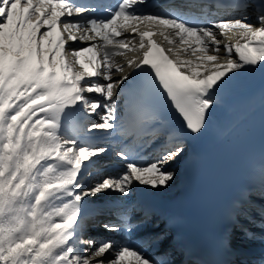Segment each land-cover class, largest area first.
<instances>
[{
    "label": "snow or ice",
    "instance_id": "snow-or-ice-1",
    "mask_svg": "<svg viewBox=\"0 0 264 264\" xmlns=\"http://www.w3.org/2000/svg\"><path fill=\"white\" fill-rule=\"evenodd\" d=\"M147 2L119 0L89 18L100 5L0 0V264H171L140 244L89 236L88 222L115 204L101 199L113 193L123 210L106 231L131 233L134 212L149 217V206L123 202L137 188H167L184 137L207 130L237 76L264 71V0H239L238 15L217 19L146 12ZM141 74L150 82L125 118L119 101ZM117 136L132 144L114 147ZM110 151L123 170L90 182ZM259 179L264 193V167Z\"/></svg>",
    "mask_w": 264,
    "mask_h": 264
},
{
    "label": "bare ground",
    "instance_id": "bare-ground-1",
    "mask_svg": "<svg viewBox=\"0 0 264 264\" xmlns=\"http://www.w3.org/2000/svg\"><path fill=\"white\" fill-rule=\"evenodd\" d=\"M175 173V172H174ZM171 185H169L168 187H170Z\"/></svg>",
    "mask_w": 264,
    "mask_h": 264
}]
</instances>
